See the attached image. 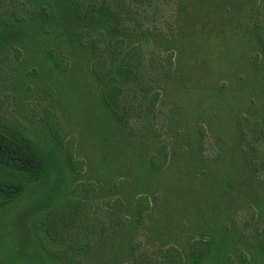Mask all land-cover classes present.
<instances>
[{
  "label": "trees",
  "instance_id": "trees-1",
  "mask_svg": "<svg viewBox=\"0 0 264 264\" xmlns=\"http://www.w3.org/2000/svg\"><path fill=\"white\" fill-rule=\"evenodd\" d=\"M211 27L212 53L225 51L213 76L229 73L215 85L207 64L186 71L177 55L205 51L195 38ZM14 64L56 103L72 72L89 75L116 137L103 140L111 149L100 169L118 159L135 175L111 179L100 225L86 206L102 188L85 181L60 203L44 197L0 220V264H87V256L88 264H133L147 226L165 239L160 264H232L235 256L264 264V0H0V68ZM171 94L162 135L156 111ZM51 117L47 109L38 120L50 141L43 147L19 121L0 124V215L51 173L44 192L54 196L68 186L67 169L81 174ZM207 134L217 138L213 156ZM54 153L63 162L54 164Z\"/></svg>",
  "mask_w": 264,
  "mask_h": 264
},
{
  "label": "rangeland",
  "instance_id": "rangeland-1",
  "mask_svg": "<svg viewBox=\"0 0 264 264\" xmlns=\"http://www.w3.org/2000/svg\"><path fill=\"white\" fill-rule=\"evenodd\" d=\"M201 11V10H200ZM207 13H201L198 19L201 20L202 17L206 16ZM169 18V16H168ZM168 19L157 16L156 23L160 22L167 23ZM239 20V19H237ZM198 23V22H197ZM199 24V23H198ZM216 29V28H215ZM214 29V30H215ZM213 27L208 30H204L203 34L198 33L196 40H202V45L206 46L205 51L199 52L197 55H192L189 51L183 49L180 50L178 55L179 65L182 66L186 71L194 68L195 70H201V66L204 67L208 65L209 73L212 75L210 81L207 80V84L215 85V82L228 81L229 73L228 70L221 71L220 73L213 76V71L218 70L221 64L225 63V51L216 49L215 34ZM219 29L217 28V31ZM226 33V34H225ZM224 34L229 36L228 32L225 31ZM223 35V36H225ZM244 32L241 30L237 31L236 39L239 41L240 49H244ZM207 39V40H206ZM225 39V38H224ZM223 44L220 49H223ZM229 47V44H228ZM212 55L210 56V54ZM210 56V57H209ZM231 54L229 57L236 61L237 57ZM212 61V62H211ZM216 65V66H215ZM241 69L244 67L241 65ZM233 70V69H231ZM73 73V74H72ZM70 75L69 83L66 84L67 90L64 92L62 90L56 89L55 85L51 86L52 89H56V97L62 96L60 102H55L54 100L48 101L45 99V94L41 89L43 81L28 79L24 76V69H21L19 65L5 66L0 68V108L4 110V114L7 117L0 121L5 128L13 127L12 121L20 122V129L22 132L30 136L35 144L43 147L47 142L48 146L50 141L43 137L38 129V120L45 110L49 109L52 112V117L54 122L58 124L60 132V142L61 146H73L71 148V153L74 160H79L82 162L81 166L83 168L80 175L75 177L74 175L66 171V183L67 187L63 188L55 196L45 195V189L50 186V183L54 182L55 172L51 173L50 177L47 178L48 184H35L32 189L25 193L17 202H15L9 210H5L3 215H0V220L5 224L7 221H11L16 217L17 212L23 210L28 203L37 199L49 198L52 205L54 203H60L68 199L70 194V187L75 183V181H85L92 182L94 185H100L101 190L98 194H95V198L89 201L86 209L90 210L92 217L96 220L97 224L100 225L103 220L106 219L104 202L113 194L110 186L111 179L114 177L125 176L129 177L131 180L135 175L133 172L129 171L128 167H120V161L116 158L111 166V169L106 171V167H101V159H103L104 151H109L111 149L110 144L103 145V140L105 138L109 140H116L113 134V126L110 122V118L106 113V110L102 107L100 99L98 97V89L95 83L92 81L89 75H84L81 72L74 71ZM27 85H30V89L26 90ZM69 87H68V86ZM246 83H244V88ZM245 92V91H244ZM245 94V93H244ZM172 95V94H171ZM174 99L177 96L167 95L164 103V108L161 107L156 111L155 123L159 128L160 134H165V109L174 103ZM57 105V107H55ZM243 111V107H241ZM193 116V115H192ZM34 120V122H31ZM206 152L212 156L217 152L216 136L207 134L206 136ZM53 141V139H52ZM110 143V142H109ZM64 149L61 155H64ZM54 164L63 162V158L54 153ZM68 179V180H67ZM73 179V180H72ZM128 196V193L124 194ZM85 208V206H83ZM249 221V217H246ZM108 221V219H106ZM2 224V225H3ZM152 228V227H151ZM148 226L141 232V236L134 240V244L138 243L136 258L133 264H146V261H151V264L162 263L161 250L159 249V243L164 242L165 239L157 238L156 230L151 229ZM89 260L85 259V263H89L90 259H94L92 256H87ZM99 259H96L95 263ZM239 259L235 256L233 258L232 264H255L248 261H243L240 263ZM128 263V262H127Z\"/></svg>",
  "mask_w": 264,
  "mask_h": 264
}]
</instances>
